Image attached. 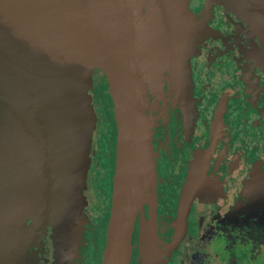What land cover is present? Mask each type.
<instances>
[{"label": "flooded vegetation", "instance_id": "obj_1", "mask_svg": "<svg viewBox=\"0 0 264 264\" xmlns=\"http://www.w3.org/2000/svg\"><path fill=\"white\" fill-rule=\"evenodd\" d=\"M125 3V55L137 78L159 66L164 117L162 138L150 154V193L143 194L142 209L135 215L136 237L139 219H148L151 212L159 251L169 242L175 246L163 255L165 264L175 259L178 264H209L215 243H222L227 253L224 264H247L245 251L249 264H264V23L259 14L250 17L205 0H187L188 9L208 28L204 25L188 57L192 104L186 115L177 86L179 67L174 70L172 62L178 53V27L162 23L159 29L157 19L137 6V0ZM89 93L97 123L82 190L79 238L66 252L60 250L48 225L32 224L38 218L30 211L24 220L30 233L13 257L15 264H101L115 149L107 146L111 138L100 130L101 99ZM194 161L198 180L185 221L175 233L180 193Z\"/></svg>", "mask_w": 264, "mask_h": 264}, {"label": "water", "instance_id": "obj_2", "mask_svg": "<svg viewBox=\"0 0 264 264\" xmlns=\"http://www.w3.org/2000/svg\"><path fill=\"white\" fill-rule=\"evenodd\" d=\"M125 1L114 0L110 5L99 4V16L95 13L96 17L89 22L94 26L92 29L87 18H80L81 23L77 21L64 24L67 0H0V83L1 90L11 97L10 108L2 117V124L10 128L7 131L9 136L0 148V264H10L15 253L16 226L21 216L19 206L28 172V165L25 164L17 139L11 138L15 133L12 127L16 123L14 115L18 105L16 97L19 95L27 103L34 104V108L24 116L29 119L30 126L40 129L43 127L45 130V134H42L45 149L39 152V156L45 155L43 179L50 187L57 230L62 238L68 237L71 241L77 235L82 215L81 192L84 187L86 152L93 122L88 87L86 84L83 86L82 80V73L88 65L84 64L78 50L87 46L89 40L94 47V54L96 53L93 57L101 55L107 65L117 127L112 207L101 264H125L134 209L141 202L142 177H146L147 170L152 166L141 81L134 76L131 63L124 53L119 58H114L111 45L114 30L117 32L118 29L125 28ZM207 1L210 3L212 0ZM213 1L242 10L250 17L253 13L259 14L264 23V0ZM137 2V6L145 8L147 15L148 11L161 13L168 18L166 23L169 28L173 24L174 28L178 27L179 43L184 29L181 26L183 20L186 21L187 17L188 22H194L187 9V0ZM95 29L97 32L94 34ZM120 39L118 36L116 43ZM175 46L182 57L179 60L182 67L180 75H184L186 79L188 58L182 55L180 44L176 43ZM143 148L147 152L144 172L141 168ZM123 152L128 160V169L116 193L115 178ZM14 156L19 158L21 172L14 168ZM198 169L195 161L190 162L173 221L175 233L185 221L189 201L198 180ZM154 228L151 212L148 219H139L136 264H162Z\"/></svg>", "mask_w": 264, "mask_h": 264}, {"label": "trees", "instance_id": "obj_3", "mask_svg": "<svg viewBox=\"0 0 264 264\" xmlns=\"http://www.w3.org/2000/svg\"><path fill=\"white\" fill-rule=\"evenodd\" d=\"M207 4L209 2L205 0ZM210 3H215L218 5H221L224 9L232 12V13H239L238 9H235L227 4L223 5L222 3H219L217 1H211ZM188 9V6H187ZM189 15L191 19L194 21L188 22L187 17L186 21L183 20L181 23V26H184V29L181 32V50H182V55L185 57H189V54L194 47L196 41L200 38V33L201 31L204 30V25L207 27V25L203 22L202 19H199L196 17L194 13H192L189 9ZM149 16H154L157 19V23L159 24V29H160V24L166 25L165 18L163 14L154 11H148ZM166 27L164 26V31ZM208 28V27H207ZM169 46V42H168ZM170 46H172L170 42ZM176 47V46H175ZM180 49V48H179ZM176 59L172 61L174 65H176L174 70H178L179 67V74H180V66L179 60H182V57L179 56V54H176ZM187 77L185 79L184 75H180L178 77V88L179 92L183 96V101H184V111H186V115L188 114V106L190 103L192 104V97H191V91H190V85H191V79H190V70H189V60L187 61ZM189 83V87H188ZM184 92V95H183ZM187 92V94L185 93ZM87 93L89 95V104L91 107V112L93 114V122H92V128H91V133L89 137V142H88V148L86 152V157H87V163L85 167V177H86V172L88 169L89 165V150H90V143H91V134L93 129L95 128V125L97 123V117L95 114V111L91 105V95L89 93V90H87ZM16 99L18 100V105L16 109V113L14 117L16 118V123L14 124L13 131L14 136L12 135L11 138H16L18 142V146L20 149V152L24 156V161L25 164L28 165V172H27V177H26V186H25V191L22 195L21 198V216L17 222L16 226V234L15 237L17 238V244L15 248V253H14V258L16 260V256L18 255L17 253L20 251V249L23 247V245L26 242V239L30 233V227L27 226L24 223V220L26 217L29 216L30 211H33L34 213L37 214L38 220L35 222H32L35 227H39L42 225H48L51 229L52 237L54 241L57 243L58 247L60 250H66L73 245L77 239L79 238V234L82 231V224L84 223V217L83 214L80 217V226L78 228V232L76 237L71 241L69 240L68 237L62 238V236L59 234V231L57 230L56 224H55V209L54 206H52V202L50 200V192H49V184L45 182L43 179V165H44V159L45 155L42 154L39 156V152H43L45 149V146L43 144L42 140V134H45V130L43 127L40 129L39 127L35 128L30 126V122L28 118H25L30 110L34 108V104L32 102H26L23 100L22 96H17ZM190 101V102H189ZM10 102H11V97L9 94L4 93L1 90V83H0V148L3 146V142L6 138H8V129L10 128L9 126L2 124V117L6 115L7 110L10 108ZM23 104V105H22ZM19 105H22L21 107H18ZM145 105V104H144ZM143 105V109H144ZM24 119H23V118ZM29 123V124H28ZM29 125V126H27ZM35 154V155H34ZM34 155V157H32ZM85 177H84V185H85ZM45 182V183H44ZM83 190V189H82ZM82 193V192H81ZM82 206L84 205V197L82 193ZM32 213V212H31ZM82 213V212H81ZM15 260L12 258L10 261V264H15Z\"/></svg>", "mask_w": 264, "mask_h": 264}, {"label": "rangeland", "instance_id": "obj_4", "mask_svg": "<svg viewBox=\"0 0 264 264\" xmlns=\"http://www.w3.org/2000/svg\"><path fill=\"white\" fill-rule=\"evenodd\" d=\"M114 0H72L71 2L67 0L64 18L63 22L64 24L68 23H75L78 21V23H81V19L87 18L88 23L91 22V18L96 17V14H100V6L99 4L104 5H110ZM106 2V3H105ZM150 6V5H149ZM76 8H78L76 10ZM152 10V8H150ZM105 15V14H103ZM111 15V14H110ZM106 17V16H105ZM104 17V19H105ZM81 18V19H80ZM86 20V19H85ZM76 25V24H75ZM92 29H94L93 25L88 24ZM109 28V27H108ZM107 28V29H108ZM111 33V29H108ZM95 31V32H94ZM93 33L95 34L97 30L95 29ZM125 33V28L118 29L117 34L120 38L121 33ZM117 36V37H118ZM127 40V39H126ZM87 46H82V48L79 51V54L82 56V60L84 61V64H87L88 67L84 70V73H82V80H83V86L85 87V84L87 85V90H92V92L95 94V97H98L101 99V105H98V109L100 111L101 116V122H100V130L103 134V136L106 139L111 138V142L108 143V147H110L112 150L115 149L114 153V172L113 176L115 174V165L117 160V153H116V136H117V127H116V117H115V105L113 96L111 93V87H110V80L108 76V70L107 65L103 61V58L101 55H96L93 57L94 54V47L92 44L90 45V40L87 43ZM78 49V48H77ZM78 53V52H77ZM125 54V52H123ZM96 54V53H95ZM94 54V55H95ZM88 58V60H87ZM143 74V75H142ZM161 74V71L159 69V66L153 67L152 70L147 73L142 71L141 77H139L142 87H143V93L145 96V110H144V116H145V122H146V134H147V144H148V151L151 154L158 147V143L160 139L162 138V132L160 131V125L163 117V111H161L162 108V95H161V88L159 83V76ZM146 98L148 103L146 102ZM115 140V141H114ZM104 148L100 149V154H104ZM113 157V152H112ZM14 168L15 170L21 172L20 164H19V158L13 157L12 158ZM103 165V164H102ZM151 165L153 166V163L151 161ZM103 171V170H102ZM152 176H151V169L149 171L147 170L146 177H142V188H141V202L139 203L140 206H136L134 209L133 214V221H132V227H131V234H130V240H129V247H128V253L125 260V264H136V221L137 217H135L137 210L142 209V196L146 192H148L147 185L151 184ZM96 206H100L102 208V205H100V201H97ZM112 207V201L110 203V208ZM110 212V210H109ZM109 217V216H108ZM108 226V220L107 224H105V234ZM155 231V240H157L156 237V227L154 228ZM106 236V235H105ZM106 241V238H105ZM176 245V244H175ZM105 244L101 247V250H104ZM170 247H175L174 245L169 242L166 247L164 248V252L161 253L162 258V264H165L167 262V259L163 258V255H168V251ZM223 244L222 243H215L212 245L211 250L209 251L208 260L209 264H224L225 259L227 258V253L222 251ZM247 251H245V263L249 264L247 261ZM170 264H178V262L175 260H172Z\"/></svg>", "mask_w": 264, "mask_h": 264}, {"label": "bare ground", "instance_id": "obj_5", "mask_svg": "<svg viewBox=\"0 0 264 264\" xmlns=\"http://www.w3.org/2000/svg\"><path fill=\"white\" fill-rule=\"evenodd\" d=\"M115 16H116V12H115ZM117 22V16H116V21ZM116 24L114 25L115 28ZM117 32L114 30L113 33V41L111 43L112 48H113V56L115 59L119 58L120 55L126 51V42H125V33L122 32L120 35V41L116 43V38H117ZM119 60V59H118ZM117 60V61H118ZM116 63V62H115ZM116 67V64H115ZM143 154L141 156V168L143 169V172L146 170V161H147V152L144 151V148L142 150ZM128 169V160L126 158V154L123 152L120 155V164H119V168L117 170L116 173V178H115V184H116V193L123 181V177L125 175V173L127 172Z\"/></svg>", "mask_w": 264, "mask_h": 264}]
</instances>
